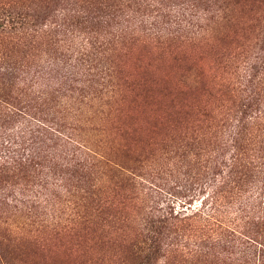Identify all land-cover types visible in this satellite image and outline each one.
Returning <instances> with one entry per match:
<instances>
[{
  "label": "rangeland",
  "instance_id": "rangeland-1",
  "mask_svg": "<svg viewBox=\"0 0 264 264\" xmlns=\"http://www.w3.org/2000/svg\"><path fill=\"white\" fill-rule=\"evenodd\" d=\"M263 133L264 0H0V264H264Z\"/></svg>",
  "mask_w": 264,
  "mask_h": 264
},
{
  "label": "trees",
  "instance_id": "trees-1",
  "mask_svg": "<svg viewBox=\"0 0 264 264\" xmlns=\"http://www.w3.org/2000/svg\"><path fill=\"white\" fill-rule=\"evenodd\" d=\"M263 134H264V133H263ZM261 141H262V140H261ZM262 142H263V141H262ZM257 143H260V144H261L260 141L254 139V144H257ZM204 221H206V220H204Z\"/></svg>",
  "mask_w": 264,
  "mask_h": 264
}]
</instances>
